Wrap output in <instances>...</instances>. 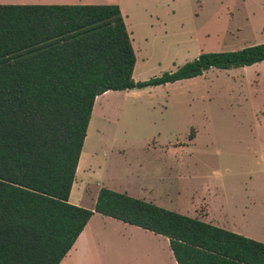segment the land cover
Returning <instances> with one entry per match:
<instances>
[{
  "label": "trees",
  "instance_id": "trees-1",
  "mask_svg": "<svg viewBox=\"0 0 264 264\" xmlns=\"http://www.w3.org/2000/svg\"><path fill=\"white\" fill-rule=\"evenodd\" d=\"M262 62L264 43L136 82L119 5L0 4V264H61L95 213L168 238L177 264H264L263 242L126 193L70 203L99 96Z\"/></svg>",
  "mask_w": 264,
  "mask_h": 264
},
{
  "label": "rangeland",
  "instance_id": "rangeland-1",
  "mask_svg": "<svg viewBox=\"0 0 264 264\" xmlns=\"http://www.w3.org/2000/svg\"><path fill=\"white\" fill-rule=\"evenodd\" d=\"M86 3L121 7L137 56L136 82L176 71L202 53L264 43V0ZM83 152L92 153L99 168L98 177L76 180V192L86 191L83 207L95 205L102 181L184 215L209 209L221 225L264 243V62L211 69L164 86L107 92L96 99ZM116 228L96 227L98 239L109 234L116 258L133 260L135 253L137 264H168L165 243L151 235L137 233L130 248H113ZM106 250L91 247L75 264H105Z\"/></svg>",
  "mask_w": 264,
  "mask_h": 264
},
{
  "label": "crops",
  "instance_id": "crops-1",
  "mask_svg": "<svg viewBox=\"0 0 264 264\" xmlns=\"http://www.w3.org/2000/svg\"><path fill=\"white\" fill-rule=\"evenodd\" d=\"M0 4H13V5H84V4H88V3H86V0H0ZM125 21H126V17H125ZM93 158H94V156L92 153L88 156L85 152H82V155H81V158L79 161V165H78V169H77L76 180L78 178H80V180L81 179L82 180L87 179V178L91 177L92 175H95L96 177H98L99 168H97L96 166L93 165V163H94ZM76 180H75V183L73 185L75 194H73L71 192L70 203L83 207L82 205H84L83 203L85 202V200H83V198H84V195H86V191L83 189V190H80L79 192H76V189H75L76 183H77ZM101 185H102L101 188H108V187H105V183L102 181H101ZM73 188H72V190H73ZM100 189L96 190L97 191L96 195H95L96 197L95 198L93 197L92 203L95 201V204H96ZM108 189H110V188H108ZM126 194H127V191H126ZM141 200L145 201L146 199H141ZM92 203H91V207L93 206ZM94 207H95V205L91 209H93ZM84 208H86V207H84ZM175 212H177V211H175ZM96 214H98V213H95L92 216L89 223L85 227L84 231L82 232V234L80 235V237L76 241L75 245L70 250V252L67 254V256L64 258V260L61 262V264H75L78 258H80L81 256H86V255L91 253V247H93L95 250L96 247H99V246H103L104 248L107 249L104 253H106L109 257H108L105 264H137V262H139L140 258L135 253H134L133 260L128 255L121 257L120 259L115 257V251H111V248L109 247V244H110L109 234L101 235L98 239L97 232H96L97 226H100V228L105 229L108 226H114L115 227V225L117 226V228H116L117 231L115 230V237L113 238V242H115V245L113 248H116L117 244L125 245L126 249L130 248L134 242V235L137 233H143L146 235H151V237H153L154 239H158V240L162 239L163 242L165 243V247L167 249L166 255H167V259H168V264H177V261L174 257V254L170 248V242H169L168 238H166L162 235H156L155 233L147 231V230L142 229L140 227L130 225V224L124 223L122 221H119L117 219L107 217V216H103L101 214H98L101 217L96 218ZM185 214H186V216L193 217V218H199L201 221H204L206 223H209V224H212L215 226L216 225L222 226L221 228L228 229L232 232H235V233L238 232L235 229H233L234 227H228V225H225V223L223 225H221L223 220H219L218 218H216V219L211 218V213H210L209 209L207 210V212H204L203 215H200L196 210H194V213L190 212L189 210H186ZM96 219H98L97 224L93 225V223ZM109 223H110V225H109ZM226 224H228V223H226ZM94 229H95V231H93ZM111 235H113V233ZM135 242H136V240H135ZM122 248H123V246H122Z\"/></svg>",
  "mask_w": 264,
  "mask_h": 264
}]
</instances>
